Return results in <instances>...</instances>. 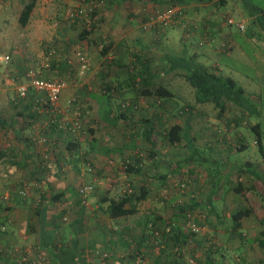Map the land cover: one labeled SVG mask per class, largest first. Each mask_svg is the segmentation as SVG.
Returning a JSON list of instances; mask_svg holds the SVG:
<instances>
[{
    "label": "crops",
    "instance_id": "obj_1",
    "mask_svg": "<svg viewBox=\"0 0 264 264\" xmlns=\"http://www.w3.org/2000/svg\"><path fill=\"white\" fill-rule=\"evenodd\" d=\"M22 1L0 0V23L9 22V17L18 23ZM78 1L35 0L26 23L19 27L25 32V49H14L15 56L9 60L13 66L5 70H11L10 76L14 79L22 78L24 71L18 65L37 61L40 66L47 65L43 66L44 77L56 74L67 79L68 70L73 69L70 65H78L75 72L71 70L75 73L74 79H67L58 105L62 113L72 116L75 106L67 101L74 98L76 113L86 127L76 138L53 130L46 133L52 141L53 157L48 168L42 167L37 164L38 153L32 141L35 136L28 122L40 123L45 114L31 112V95L22 102V108L14 111L9 103L7 112V106L0 104V264H35L39 257L42 264H57L51 242H57V246L60 242H75V264H193L189 249L184 250L186 255L172 254L171 240L155 242L151 234V229L172 224L175 216L170 217L172 208L167 204L169 200L172 203L181 200L177 191L180 181L190 182L191 188L199 181L203 189L209 182L207 172L201 180L197 179L201 174L193 169L190 161L177 168L179 160L189 155L188 142L182 140L171 145L161 136L159 114L172 112L180 125L190 120L186 114L179 116L181 106L189 104L179 105L175 93L168 87L177 76L174 70L166 71V56L193 55L197 62L220 73V58L230 57L233 49L240 48L239 41L253 50L260 49L258 32L263 31L252 16L251 4L264 8V0H166L175 4L180 18L157 31H143L140 23L154 7L163 4L162 0L160 5L152 0H95L91 16L80 19L70 14L69 17L68 12L80 5ZM245 3L248 9L244 8ZM227 18L243 24V30L239 31L233 24L228 26ZM45 19L53 20L54 25L46 33ZM181 21L187 29L181 27ZM249 23L258 30L255 39L245 31ZM91 24L94 29L80 37V30ZM47 44L57 50L48 58L44 53ZM167 45L175 46L171 50ZM105 46L104 52H100ZM76 52L84 54V68H80ZM143 60L152 62L155 73L146 84L164 86L172 94L170 98L148 96L128 86L130 65H134L130 71L134 73L133 82L139 79L141 82L147 74L137 62ZM157 60L163 65L160 71L154 63ZM6 98L10 101L7 93ZM112 98L115 100L111 105ZM126 101L131 104L122 108L121 104ZM194 108L193 116L197 112ZM25 117L28 122L17 123V118ZM152 122L157 124L149 132L147 125ZM124 124L126 128L122 129ZM218 129L198 128L192 123L187 131L190 143L213 146L211 136ZM68 141L77 142L76 149L67 151ZM124 157L137 160L134 171L121 168L119 161ZM243 178L250 179L241 174L240 179ZM21 180L33 184L28 198H19L14 189L13 194L4 190L9 183ZM83 185H90L92 189L84 195L85 202L79 204L78 188ZM139 185L147 186L148 194L136 203L135 212L109 219L105 197L116 198ZM39 186L44 191H37ZM61 191L64 194L58 200L49 199V194ZM219 193L220 198L223 189ZM242 220L240 231L243 232ZM255 227L259 229L258 222ZM238 240L245 242L244 237ZM99 252H107V259H101ZM221 260L224 262L225 258Z\"/></svg>",
    "mask_w": 264,
    "mask_h": 264
},
{
    "label": "trees",
    "instance_id": "obj_2",
    "mask_svg": "<svg viewBox=\"0 0 264 264\" xmlns=\"http://www.w3.org/2000/svg\"><path fill=\"white\" fill-rule=\"evenodd\" d=\"M152 1L156 3L157 5H160L161 0H152ZM161 2L163 4L160 6H157L156 9H163L168 6H175L174 3H166L167 2L166 0H162ZM34 4H35V0H23L21 2V9L18 14V24L19 25H24L26 23L31 10L34 7ZM243 5L245 9H248V6L246 3ZM251 8L253 9L252 16L254 17L256 23L260 26V29L263 31V33H260V32L258 33V35L260 34L259 40L264 42V8L262 5H256V4H253V5L251 4ZM92 13L93 11H91L88 14V16L89 15L91 16ZM178 14H179V11H178ZM144 19H145V16L143 20ZM166 27L168 26H165L162 28L156 27L151 30L157 31V30H160ZM93 29H94V26L92 24L89 25L88 27L82 28L80 30V37L82 35L83 37H85L87 33H90ZM105 49H106V46L102 50H100V52L103 53ZM137 60L139 59L137 58ZM149 61L150 60H148V62H146L145 60L137 61L139 65L142 66V70H144L147 73L144 77H142L143 80L141 82H138L140 81V79L137 82L136 81L133 82L134 73H131L130 71L132 70V67L134 65H130L131 67L127 75V78H128V84L131 87V90L138 89L139 91L147 94L148 96H156V97L163 98V99L170 98L172 94L164 86H161V85L152 86L149 83L146 84V82H149L152 79L153 74H155L152 71V65H151L152 62H149ZM166 63H167L166 71L174 70V75L182 77L188 83V85L192 88L193 98H194L195 103L208 102L212 104L213 108L215 109L214 118L216 120H219V121L224 120V123L228 121L230 123H233L234 126L237 127V124H239V122L241 121H239L236 115L230 118L227 117L226 114L228 110L231 109L235 113L237 112V110L239 111L245 110L247 113H244V114H250L252 112L251 108L249 107L247 98L244 96V90L240 86H238L231 77L222 76L214 68L207 67L197 62L193 55L166 56ZM137 66H135L136 69H138ZM135 72L136 74H139L138 71H135ZM133 83L136 84L135 87L131 86V84ZM8 86H13V84H9ZM22 102L23 101H20L16 97L15 93L13 92L12 95L10 96V103L12 104V106H15V108H19L21 107ZM130 104H131L130 101H126L121 104V107L124 108V107L129 106ZM193 107H194L193 105L181 106L180 114L188 115V118H190L189 121H191L193 119V115H192ZM27 116L28 115H26V117ZM175 117L176 116L172 112H169L166 114L161 113L157 116V120L161 124L160 126L163 129V134H161V136L166 143L171 144V145L178 144L182 140L188 142L187 147L189 150V155L186 159L181 158L179 160V162L177 163V168H179L180 166H183V163L187 161L192 162L191 165L193 164L199 165V163H201L202 160L197 159L199 158L198 155L195 156L194 153L190 151L189 149V146L191 145L190 143L191 137L187 131H188L190 124L192 123L185 122L184 124L182 123L180 125L178 121L174 120ZM153 124L156 125L157 123L152 122L151 125L145 124V126L146 125L148 126L149 132H151L153 128ZM248 126H250L252 130L256 133L255 143L259 145V149L261 151L262 157H264V154L262 153V148L260 145V139H259L260 138L259 137V130H260L259 123L255 122L254 124H249ZM51 129L53 131L60 132V131H57V128L54 125H52ZM215 136L218 137L219 133H216ZM217 137L216 139H218ZM220 142L225 143V145L227 143L223 138H221L219 140L213 141V147L220 149V147H222L221 146L222 143ZM151 143L154 144V141H151ZM76 147H77V142L68 141V143L65 146V149L67 151H72L76 149ZM207 147L210 148L211 145ZM243 148H245V144L239 141L238 145H235V144L234 146L226 145V147L221 150L222 152L223 150H226L229 153L231 152V150L238 151ZM24 153H23L24 160H26L27 150ZM262 160L264 162V158ZM120 161L124 163V168L121 167L124 171L131 172L135 170V163L137 161L136 159L134 158L132 159L131 157H124ZM229 165L231 168L226 172L228 178L223 181L224 183L223 192L225 193L231 190L233 191V193L236 194V196H238L240 199L241 198L245 199V202L248 201V203L247 202L246 204L240 203L239 205H236V207L232 208V210H230L226 216H224L223 213L221 215L218 211L214 212V209H216V207L214 206L213 203L214 201L219 199L218 195H220V193L219 194L215 193L216 188L214 189L211 187V189H209V187L207 186L208 183H206V187L204 188L202 192H200L199 189L196 187L194 188L196 191V194L188 195L193 190V188H191L190 182L186 180H182L177 185V191L179 192V194L181 193L182 198L180 201L173 203L172 212H171L170 217L172 216H175V217H172L173 218V221H171L172 224L166 223L161 228H157L155 230L151 229L152 238L155 240V242L158 240L159 241L162 240L163 242L165 241L168 242V240H171L170 244L172 245V247L174 246L172 254L175 253L177 255L178 254L186 255V252L184 251L185 250L184 247L186 243L191 242V245H192L191 251H193L195 245L197 246V243H195L196 241L194 240H190L191 239L190 237H195L199 235L202 231L199 228V226H201L200 224L202 221H201L200 215L196 213L198 211H204L206 213L208 212V214L210 215V218H213L212 223L219 224L222 227L229 226V222H231L229 228L222 230V231H228V233L232 231L233 235H235L237 239H241L240 227H241L242 218L250 216L251 213H254L253 209L258 207L261 211H258L257 213L258 215L256 217H257L258 225H261V226H259L258 234L250 238L249 241L254 242L257 248L261 251V259H259L258 263L259 264L264 263V164L260 162L256 164H252L249 160H247L244 163L229 164ZM230 171H233L236 174L233 179H229V177L231 178L233 177V175L229 174ZM241 174L250 176L251 181L249 184L243 183V180L240 179ZM206 189H207V192H206ZM185 190H188V191L185 192ZM200 193L203 196L202 199L201 198L198 199V195H200ZM63 194H64V191L49 194V199L51 201H56L60 197H62ZM147 194H148V187L145 185H139L135 189H131L129 192L125 191L124 193L117 196L116 198L105 197L104 201L106 202V210H107L108 218L109 219H119L120 217L134 213L136 210L135 209L136 203L142 201L147 196ZM222 194L223 193H221V197H222ZM251 195L254 196V200L252 202L250 201ZM77 201L79 204H81V200L79 197ZM255 211H257V209H255ZM187 222L195 224L198 228V231L197 232L192 231ZM220 234L222 233L220 232ZM199 242L200 244L202 243L201 240H199ZM50 246L54 250L57 264H75L73 263L75 256L77 254V250L75 248V242H70V244L68 242H60L58 246H57V242H53V243L51 242ZM204 248L206 250L207 248L214 249V250L212 249V251L208 249L207 251L208 253L205 256L206 258L205 264H218L221 258H225L224 253L221 252V247H217V245L215 246L214 243L212 242H208V244H206ZM213 251L219 252L218 260L217 259L212 260L211 259L212 257L208 255L209 252H213ZM98 255L101 257V259H107L108 257L107 252H99ZM195 263L200 264L198 261H195Z\"/></svg>",
    "mask_w": 264,
    "mask_h": 264
},
{
    "label": "rangeland",
    "instance_id": "obj_3",
    "mask_svg": "<svg viewBox=\"0 0 264 264\" xmlns=\"http://www.w3.org/2000/svg\"><path fill=\"white\" fill-rule=\"evenodd\" d=\"M80 0L78 1V3ZM96 3V2H95ZM78 5V4H77ZM77 5L73 8L74 10L68 12V16L74 17V13L77 9ZM156 9L154 7L152 11ZM244 9V8H243ZM91 11L88 12V14ZM87 14V16H88ZM230 14L235 15L233 11L230 12ZM48 16V14H47ZM10 20L7 23H0V58L3 57L4 55H7L9 57V60L11 61V56H15V53L13 52L14 49H18L19 51H22L25 49V38H24V30L19 28L20 25L13 20L12 17H9ZM45 24H43L47 31L45 30L44 32L52 31L54 29L53 25V20L50 19H45ZM245 31L253 36V39L257 37V28H253L250 24L246 26ZM77 32V31H76ZM259 33V32H258ZM239 37H243L242 34L238 33ZM249 35V38L250 36ZM260 41V40H259ZM261 42V47L260 49H252L248 45H243L242 40L241 42L239 41L240 48H235L233 49V53L230 55V57L227 58H220L221 63L219 64L220 67V75L222 76H229L231 77L234 82L240 86L244 90V96L247 98V101L249 103V107L251 108V113L250 114H244L247 113L245 110H237L235 113L231 109L228 110L226 116L227 117H232L236 115L239 119V124H237V127L234 126L233 123L226 122L224 123V120H216L214 118L215 114V109L213 108L211 103H195L194 98H193V90L192 88L188 85V83L182 78V77H175L173 82H169V89L175 93L176 96V102L180 105L182 103H186L189 105H193L195 108L194 110L197 111L193 119L189 121L190 123H193L195 127H212V128H220L218 129L219 136H215L216 131L214 130L212 133V138L211 140H219L223 138L227 143L226 145H231L234 146L238 145V142H242L245 144V148L235 151L231 150V152H227L226 150H222L226 147L225 143H222L220 149L211 146L205 147L202 145H195L192 144L189 146L190 151L194 153V155H198L199 160H202L201 163L191 165L195 171H199L201 175L197 176V179L201 180L203 175L207 172L208 174V187L209 189L216 188L215 193L219 194V189L224 188V183L223 181L228 178L226 172L231 168L229 164H239V163H244L245 161L249 160L252 164H256L258 162L264 164L263 158L261 151L259 149V145L255 143L256 139V133L252 130L249 124H254L255 122L259 123L260 130H259V139H260V145L262 148V153L264 154V46L262 47ZM23 46V47H22ZM43 46V43L40 44V48ZM175 46V45H173ZM173 46H168L169 49H173ZM244 46V48H243ZM22 47V48H21ZM43 48V47H42ZM47 48H53L54 52L57 51L56 48H54L53 45H48L45 46V51ZM44 51V53H45ZM249 59V60H248ZM155 66L157 69L160 71L163 67V65H160V62L157 60L154 62ZM32 64V65H30ZM29 63H21L20 66L21 70L25 72V69L28 68H34L39 71L40 77L46 78L42 75L44 72L43 66L38 65L37 61L30 62ZM13 65H9L8 63H4L2 60H0V104H4L5 107L7 106L8 111V103H9V108L11 106L12 111L15 110V106H12L10 104L9 99L6 98V93L7 95L11 96L12 93L14 92L13 88L14 85L17 83H24V72H23V77L22 78H16L14 79L13 76H10L11 70L5 71L8 67H11ZM71 68L68 70V78L74 79L75 73H72L71 70L74 71V69L77 70L78 65H70ZM47 67V66H46ZM43 69V70H42ZM75 72V71H74ZM56 74L52 77H55ZM5 77L11 79L13 78V86H8L4 83ZM60 77V76H59ZM51 78V77H50ZM63 81L67 82V79L65 76H61ZM129 86V85H128ZM115 99L112 98L109 101V104L112 105V101ZM119 102V101H118ZM118 102L114 103L115 106L118 104ZM74 107V106H72ZM2 112V110L0 109ZM74 109H72V112ZM12 113V112H8ZM7 114V113H6ZM179 114V113H178ZM181 117L182 114H179ZM8 117V116H7ZM178 117V119L180 118ZM176 118V117H175ZM174 118V119H175ZM17 118L18 124L23 123V122H28L26 118L20 119ZM42 119L41 121H43ZM177 120V118L175 119ZM206 120V122H205ZM23 121V122H22ZM38 121L34 120L32 122H28L30 125H32L33 128V134L32 136H35V139L37 138L38 135H40L41 131V122L37 123ZM37 123V124H36ZM126 128L125 124L122 126V129ZM131 128V127H130ZM30 129V128H28ZM36 129V130H35ZM37 133H36V132ZM52 131V129H50ZM28 132V130H27ZM29 135V132H28ZM27 135V137H28ZM217 137L218 139H215ZM239 140V141H238ZM33 141V139H32ZM50 143L52 142L50 138L47 139ZM36 151L39 154L41 151V147L38 145H35ZM50 151H52L50 149ZM204 156V158H203ZM49 159H52V155L48 154ZM201 158V159H200ZM38 159V158H37ZM204 159V160H203ZM91 160V159H90ZM197 160V161H199ZM262 160V161H261ZM73 162V159H72ZM121 161H119L120 164ZM38 164V161H37ZM201 164V165H200ZM121 166V165H120ZM191 167V168H192ZM230 175H233V177H229V179H233L235 177V173L233 171H230ZM247 178H250V176L247 175ZM244 184H249L250 179L245 180L244 178L242 179ZM77 184V182H76ZM88 184V183H87ZM197 185H195V188L197 187L200 192H202L204 189L202 188L203 186L199 185V181L196 182ZM33 184L28 183L26 180H21L16 183H9L8 186L4 189L7 192H11L13 194V189L14 193L20 197V198H28L30 193L32 192ZM23 191V195H19L17 191ZM38 191H44V187L39 186V189L36 188ZM188 190H185L187 192ZM196 194L195 189L188 194ZM181 196V193H180ZM203 198L202 194L198 195V199ZM254 200V196L251 195L250 201L252 202ZM180 201V200H179ZM28 202V201H27ZM248 203V201H246ZM245 199L239 198L236 196L233 191L229 190L227 192H223L222 197H220L218 200L214 201V206L216 207V210L222 215L226 216L232 208L236 207V205L241 204H246ZM29 203V202H28ZM172 200L168 201V204L170 208H172ZM174 203V202H173ZM172 203V204H173ZM255 203V202H254ZM253 203V204H254ZM30 204V203H29ZM257 209V211H255ZM253 209L254 213H251L250 216L243 218L242 224L244 227L243 232H241V238L244 237L245 242L237 241V237L233 235V232L231 231L228 233V231H222L225 229H228L231 222H229V226H220L219 224L212 223L213 218H210V215L208 212L204 211H198L196 212L198 215H200L201 218V226L199 228L202 230L201 233L195 237H190V240L196 241L197 246L195 245L194 250L191 251V242L186 243L184 249L185 251L189 249V253L194 259L193 264H196L195 261H198L200 264H205L203 260L205 259V256L207 255V250L204 248L208 242L214 243V245L217 247H221V252L224 253L225 255V261L222 262V260H219L218 264H259L258 261L261 259V251L257 248L254 242H250L249 239L253 237L254 235L258 234V229H256L255 226H257V213L258 211H261L258 207ZM180 222V221H179ZM178 222V223H179ZM261 226V225H259ZM241 228V227H240ZM258 228V227H257ZM183 229V228H182ZM222 232V236L220 234ZM243 234V235H242ZM199 240L202 241L200 244ZM237 242L240 245H236ZM232 244L235 245V247L232 246ZM237 246V247H236ZM213 248H210L209 250L212 251ZM217 249V248H216ZM214 250V249H213ZM260 253V254H259ZM211 259H219V252L218 251H213L209 252L208 254ZM264 264V263H262Z\"/></svg>",
    "mask_w": 264,
    "mask_h": 264
},
{
    "label": "built area",
    "instance_id": "obj_4",
    "mask_svg": "<svg viewBox=\"0 0 264 264\" xmlns=\"http://www.w3.org/2000/svg\"><path fill=\"white\" fill-rule=\"evenodd\" d=\"M81 3L77 7L74 16L80 19H85L88 12L95 6V0H80ZM178 8L176 6H168L163 9H154L151 11L144 20L140 23V28L143 30H151L153 28H162L169 26L179 19ZM226 23L228 25H234L239 31L243 29L241 23L234 22L233 19L227 18ZM181 27L187 29L186 23L181 21ZM46 57L53 56L55 54L53 48H47L45 51ZM75 57L79 62L80 68L85 67V56L82 52H76ZM4 63H7L9 57L4 55L0 58ZM47 66V65H44ZM24 83H17L14 85V93L20 101H24L31 95L33 104L31 105V111L35 113L45 114L44 121L41 122V130L43 131L36 139L33 140L35 145L40 146L42 149L38 154V163L42 167L48 168L50 166L49 162L51 160L48 154L52 155L51 145L47 141L46 133L50 132L52 125L56 126L57 131L68 134L69 136L76 138L83 131L85 127V122L83 118L76 113V104L74 98H70L67 103L69 105H74L75 109L73 115L69 116L62 113L58 101L62 90L65 87V82L59 76L51 78L40 77L39 71L37 69L28 68L24 72ZM5 84H13V80L5 77ZM120 165L124 168V163L121 161ZM90 185H83L78 188V195L80 196L81 202L84 203V195L91 191ZM19 195H23V191H17ZM190 229L194 232L198 231L195 224L187 222ZM167 230V229H166ZM42 257H39L34 263L42 264Z\"/></svg>",
    "mask_w": 264,
    "mask_h": 264
}]
</instances>
